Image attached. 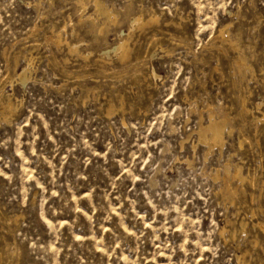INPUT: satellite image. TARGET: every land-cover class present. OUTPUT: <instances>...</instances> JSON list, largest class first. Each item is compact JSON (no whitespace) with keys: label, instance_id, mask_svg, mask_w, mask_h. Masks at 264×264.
Segmentation results:
<instances>
[{"label":"rangeland","instance_id":"rangeland-1","mask_svg":"<svg viewBox=\"0 0 264 264\" xmlns=\"http://www.w3.org/2000/svg\"><path fill=\"white\" fill-rule=\"evenodd\" d=\"M78 1L0 0V264H264V0H103L98 39ZM211 110L231 126L209 152ZM230 158L256 187L225 200Z\"/></svg>","mask_w":264,"mask_h":264},{"label":"bare ground","instance_id":"bare-ground-1","mask_svg":"<svg viewBox=\"0 0 264 264\" xmlns=\"http://www.w3.org/2000/svg\"><path fill=\"white\" fill-rule=\"evenodd\" d=\"M92 3L94 5V9H95V13H89L87 12V4L85 3V0H79L78 1V6L81 9V14L79 16V20L75 23L73 20H70L71 22V26H72V34L73 35H77L78 32V26H85V25H92L93 28L94 26L96 27L94 30L96 31V36L95 38L98 39L106 30V27L108 26V24H116L117 23V15L114 14L103 2V0H92ZM77 7V6H76ZM78 9V8H77ZM76 10V9H75ZM94 12V11H93ZM95 15L98 17L96 18ZM155 17V16H154ZM153 16H151V18L149 20H146L143 16V14H139L134 16L131 19V31H130V35L131 32L133 30L134 27H141L142 29H145L146 26L151 25L152 23H154L157 19H155ZM100 21V22H99ZM89 27V26H88ZM87 28V27H86ZM88 29V28H87ZM37 31V26L34 28V30L32 32H36ZM93 31V30H90ZM56 31L53 30V33H55ZM93 35V34H92ZM229 35V34H227ZM228 36H226V31L225 28L223 30L220 31L219 33V37L218 39H220V41H224L229 45V48L231 47L232 50H236L238 51V66L240 68V70H244L247 67L246 64V59H245V55L240 52V45L238 42H235V40L233 39H227ZM49 40L54 43L57 47H60L64 40L62 39V31H60L59 33H57L56 35H53L49 38ZM80 42L78 41L76 44L73 43H67L66 42V46L68 47V52L70 54H75L78 57H83V55H81L80 52ZM217 42V41H216ZM223 43V42H222ZM112 48V47H111ZM113 52L116 53V55H118L120 61L125 62L127 61L129 58H131L132 55V50L131 47L129 46V43L127 40L125 39H121L120 42L116 45V47L113 49ZM111 51L109 49H106V52H104L101 56H100V60L98 62H105V59L110 55ZM89 54L84 56V59H88ZM33 58V57H32ZM32 61V60H31ZM237 61V60H236ZM96 62V61H95ZM28 63H30L28 61ZM33 63V62H32ZM236 63V62H235ZM236 63V65H237ZM100 64V63H99ZM106 67V66H105ZM239 70V71H240ZM30 71V67L27 69H24V71L22 73H20V79L23 83L28 82V80H30L31 78L28 77V73ZM243 72V71H242ZM245 72V71H244ZM16 74V73H15ZM19 75H17V77H19ZM5 89V88H3ZM2 89V90H3ZM4 94V93H3ZM5 96V95H4ZM245 100V99H244ZM3 102V101H2ZM7 102V101H6ZM244 103V101H241ZM5 104V103H4ZM3 104V105H4ZM245 105V104H244ZM208 107V106H207ZM243 107V105H242ZM4 108L9 109L11 111H13V106L11 104H5ZM2 108V109H4ZM112 108V107H111ZM193 109V107H192ZM198 109V108H196ZM211 109V108H210ZM213 109V108H212ZM246 109V107H244V110ZM194 110V109H193ZM201 110V109H200ZM209 110V109H208ZM259 110V109H258ZM263 111V109H261ZM3 111V110H2ZM8 111V110H7ZM198 111V110H197ZM203 111V110H202ZM213 111H215L213 109ZM212 110L209 113V123L207 125H204L203 122L202 124H199V126L201 127L200 129V141L206 145H208L209 147V152H211L210 150H212L213 148L217 147V146H224L225 144V140H224V133L227 131L226 127L228 126V124H230L231 122L228 121V118L223 117L220 119V114L219 119H215V112H213ZM245 111H249L248 109H246ZM10 112V111H8ZM243 112V111H242ZM253 112V111H252ZM251 112V113H252ZM13 113V112H11ZM113 112L112 110L108 111V115H111ZM199 113V112H198ZM208 113V112H207ZM221 113V112H220ZM264 113V112H263ZM204 113L201 112V115L199 113L200 116H202ZM223 114V113H222ZM249 114V113H247ZM6 115V114H4ZM8 115V114H7ZM6 115V116H7ZM226 115V114H224ZM246 116V114H244ZM242 116V115H241ZM252 116V115H251ZM255 116V115H254ZM8 117V116H7ZM248 119V118H247ZM255 122L256 121H261L262 123L264 122V114L262 115V117H255ZM200 121V120H199ZM231 121V120H230ZM252 122V121H251ZM200 123V122H199ZM257 123V122H256ZM231 126V124H230ZM233 127V126H232ZM226 130V131H225ZM229 130V129H228ZM228 132V131H227ZM199 137V136H198ZM244 138V137H242ZM249 140V139H248ZM199 142V141H198ZM247 142V138L246 139H242L241 142L239 143L240 146L243 148L244 144ZM251 142H249L250 144ZM205 145V146H206ZM208 150V149H207ZM222 151V150H221ZM209 154V153H207ZM206 154V155H207ZM225 176L223 177V186H222V190H221V194L223 195V198H230V197H235L236 195H238L239 193V188L234 187L233 182L234 181H239L240 183H249L250 186L252 187H256V181L254 178H252V176H250L251 178L245 176V173H243V168L242 166H240L239 164H235L232 159L230 158V160L228 159L225 167ZM223 169V170H224ZM220 170V169H219ZM217 171V177L220 176V171ZM220 173V174H219ZM214 174V175H216ZM216 178V177H215ZM218 179V178H217ZM244 190V189H242ZM245 195V194H244ZM253 195V194H252ZM226 200V199H225ZM255 227H258L264 234V223L258 222L255 224ZM242 260V259H241ZM244 263V262H243ZM242 263V264H243Z\"/></svg>","mask_w":264,"mask_h":264}]
</instances>
